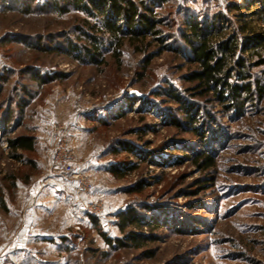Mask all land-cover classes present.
<instances>
[{
  "label": "rangeland",
  "instance_id": "374dc122",
  "mask_svg": "<svg viewBox=\"0 0 264 264\" xmlns=\"http://www.w3.org/2000/svg\"><path fill=\"white\" fill-rule=\"evenodd\" d=\"M257 1L157 2L159 28L170 37L161 49L151 36L135 47L127 36L106 33L99 17L65 0H0V194L15 201L11 189L37 184L42 190L34 192L54 201L55 264H264V65L247 71L263 85L261 96L242 95L234 110L187 80L197 67L181 39L187 19L205 25L219 14L212 43L262 34ZM84 33L101 38L100 64L66 53L68 40L89 45ZM236 54L255 62L248 50ZM168 88L204 123L208 148L172 123L187 126L182 104L164 94ZM54 123L67 128L75 170L93 184L84 200L104 204L102 223L77 213L74 181L52 167ZM18 135L34 138L21 160L11 158L6 143ZM202 151L215 160L207 170L192 161ZM112 166L119 175L108 171ZM139 181L143 189L129 192ZM129 207L144 224L126 230L154 240L113 251L101 235L121 236L117 215ZM150 218L163 224L152 228Z\"/></svg>",
  "mask_w": 264,
  "mask_h": 264
},
{
  "label": "trees",
  "instance_id": "16d2710c",
  "mask_svg": "<svg viewBox=\"0 0 264 264\" xmlns=\"http://www.w3.org/2000/svg\"><path fill=\"white\" fill-rule=\"evenodd\" d=\"M68 4H72L73 8L85 13L91 18L99 17L106 33L117 37L121 35L122 38L129 37L132 39V45L135 46L137 42L142 43L146 36H151L160 44L161 49H167L168 45H164L166 38L164 32L159 28L163 25V20H160L159 15L154 11L157 6V2L164 3L167 0H65ZM248 0H242V4ZM260 4L261 19L264 23V0L257 1ZM242 4H230L232 9H240ZM59 11H63L64 7H59ZM221 18V15H215L210 24L202 25L196 19H187L185 21V28L188 29V33L183 32L181 39L184 43L186 52L189 54V62L196 65V69L190 72L187 76L188 81H196L197 89L200 90V95H209L218 99L220 102L226 103L228 107H233L234 110L240 109L239 99L242 95L256 94L261 96L263 92V85L259 81L252 80L251 75L247 73L250 67H258L264 65V33L250 35L244 37L241 42L232 37H227L225 40L212 43V34L216 31L215 21ZM96 26H92L95 32ZM219 29V28H218ZM83 37H87L89 45L73 44L68 40V48L66 53H69L75 59H89L91 63L100 64L102 60H98L101 49V38H97L95 34L89 35L84 33ZM142 40V42L139 41ZM119 41V39H117ZM137 47V46H135ZM251 52L255 62L250 66L245 58L236 54L237 51ZM149 61V59L147 60ZM147 63V62H146ZM235 74V76H234ZM38 75H35L37 77ZM59 77V74H56ZM61 77V76H60ZM236 77V78H234ZM56 78V77H55ZM39 80L41 78H38ZM234 79V80H233ZM41 82V81H40ZM226 93V94H225ZM164 94L177 103L182 104V109L185 112V124L181 125L178 122L172 121V123L182 130L189 131L200 138L201 145L206 146V130H204V123L198 124L200 118L196 114L192 113L193 107L189 104H185L180 96L175 93L171 88L164 90ZM134 102L136 98H132ZM23 109V105L19 104ZM9 121V113L6 114L4 119V126L2 132L5 133L6 123ZM184 126V127H183ZM7 147L11 152V158L21 160L22 152L32 151L34 149V138L27 135H18L12 138L6 139ZM208 148V147H207ZM208 153V154H207ZM198 152L194 153L192 161L200 170H207L215 165V160L210 152ZM113 174H120L121 169L116 166H112L108 169ZM29 173L23 177V182L29 181ZM12 179V178H10ZM24 185V184H23ZM26 186L29 183L25 184ZM24 185V186H25ZM143 189V183L137 182L135 188H129V192L139 191ZM16 188L11 189L15 193ZM1 193V192H0ZM9 198V197H8ZM6 198L0 194V208L6 209ZM147 210L153 208L152 206H144ZM154 210V208H153ZM118 223L117 228L122 233L121 236H108L102 234L101 237L105 245L111 250L115 251L120 248H126L131 243H145L147 241L154 240L151 237H145L140 233H136L134 230H126L128 227L141 228L142 217L134 207H129L124 211H121L117 215ZM92 223H96L97 220L94 217H90ZM149 222L152 228H157L163 223L157 221L155 218H150ZM61 244L68 242L67 237H62ZM141 244H137L139 247ZM71 253V251H69ZM69 256V255H68ZM145 257L152 256L151 252H145ZM70 257V256H69Z\"/></svg>",
  "mask_w": 264,
  "mask_h": 264
},
{
  "label": "crops",
  "instance_id": "0c3cea01",
  "mask_svg": "<svg viewBox=\"0 0 264 264\" xmlns=\"http://www.w3.org/2000/svg\"><path fill=\"white\" fill-rule=\"evenodd\" d=\"M27 186L16 188L15 201H5L6 209L0 208V264H55L54 201L39 196V185Z\"/></svg>",
  "mask_w": 264,
  "mask_h": 264
},
{
  "label": "built area",
  "instance_id": "2783aa9c",
  "mask_svg": "<svg viewBox=\"0 0 264 264\" xmlns=\"http://www.w3.org/2000/svg\"><path fill=\"white\" fill-rule=\"evenodd\" d=\"M51 132L56 140L52 167L55 171L71 177L74 181L73 196L79 203L78 214L96 218L103 222L105 208L102 201L86 202L84 197L93 190V184L80 171L75 170L74 156L69 150L67 128L60 123L51 126Z\"/></svg>",
  "mask_w": 264,
  "mask_h": 264
}]
</instances>
